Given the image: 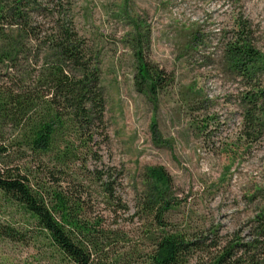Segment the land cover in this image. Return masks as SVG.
<instances>
[{"label":"rangeland","instance_id":"1","mask_svg":"<svg viewBox=\"0 0 264 264\" xmlns=\"http://www.w3.org/2000/svg\"><path fill=\"white\" fill-rule=\"evenodd\" d=\"M0 5L19 7L44 29L72 18L97 55L105 130L95 144L78 145L79 157L61 165L55 154L64 147L62 139L37 156L25 144V129L0 113V146L5 167L80 203L79 219L102 241L100 264H149L162 228L198 242L189 264H212L226 251L238 264H264V121L244 139L249 88L222 53L237 37L238 24L245 27L263 61L254 77L264 86V0H0ZM14 30L0 28V45ZM135 48L166 81L153 92L149 82L138 90ZM30 69L0 63V90L28 80ZM153 167L170 178L161 195L169 206L160 214L164 227L156 222L158 205L148 208L157 196L147 175ZM0 224L20 236L0 237V264H73L1 194Z\"/></svg>","mask_w":264,"mask_h":264},{"label":"trees","instance_id":"2","mask_svg":"<svg viewBox=\"0 0 264 264\" xmlns=\"http://www.w3.org/2000/svg\"><path fill=\"white\" fill-rule=\"evenodd\" d=\"M71 19H57L44 29V24L29 18L19 7L0 5V28L15 27L0 45V63L32 67L26 73L28 80L1 88L0 113L25 129V144L37 156L52 151L58 139H62L64 147L55 154L56 162L61 165L72 157L78 158L76 147L89 149L90 143L95 144L94 138L105 130L98 58L86 39L77 33ZM239 25L237 37L226 43L222 53L226 55L227 66L249 88L244 93L241 132L246 140L261 130L257 127L261 119L264 121V86L254 77L263 61L250 44L245 27ZM31 52L34 59L25 61ZM141 55L142 50L135 48L133 57L140 82L137 87L140 91L142 83L149 82L148 90L153 92L166 81L160 71L150 69ZM3 151L4 147L0 146V194L4 202L23 211L35 224L38 234L73 264H100L96 255L102 249V241L97 231L79 219L80 203L60 189L33 185L18 169L5 167L1 160ZM147 171L157 189V196L148 208L151 212L155 203L158 205V211L154 212L156 222L164 227L160 214L169 206L161 195L170 178L161 167ZM159 234L149 264H189V255L198 242L164 228ZM0 237L20 238L9 224H0ZM231 255L226 251L212 264H238V259Z\"/></svg>","mask_w":264,"mask_h":264}]
</instances>
